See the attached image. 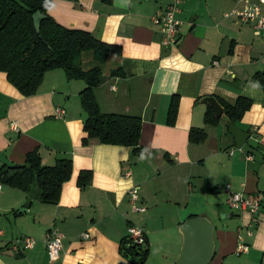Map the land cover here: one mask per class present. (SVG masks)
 <instances>
[{
	"label": "crops",
	"instance_id": "1",
	"mask_svg": "<svg viewBox=\"0 0 264 264\" xmlns=\"http://www.w3.org/2000/svg\"><path fill=\"white\" fill-rule=\"evenodd\" d=\"M257 1L182 0L179 41L171 48L163 47L160 30L150 21L167 0L51 1L46 13L55 23L119 48L118 55L102 61L93 51H82L80 69H97L103 76L93 89L101 113L140 119L141 151L96 140L83 144L87 118L79 99L86 87L83 80H68L63 70H51L36 93L24 97L0 72V153L15 166L23 165L26 154L34 150L45 166L53 165L57 157L72 162L71 176L55 204L2 185L0 264H50L46 233L51 227L64 235L60 259L54 264H135L119 251L129 225L146 233L149 252L144 264H175L182 245L179 227L197 216L214 225V254L208 264H260L264 90L254 77L264 72V34L255 36L253 24L224 16ZM204 97L231 106L238 97L251 101L233 123L249 134L241 148L225 117L215 125L204 122L209 107ZM172 102L176 111L169 124ZM57 107L65 111L62 118L55 116ZM12 122L17 131L11 129ZM253 129L257 139L250 136ZM191 130H203L204 140L189 142ZM81 171L91 173L84 188L77 186ZM132 187L139 189L144 213H130L127 191ZM226 187L235 193H260L259 212L231 210ZM85 233L88 239L81 238ZM24 236L35 239L34 247L13 253L8 245ZM239 238L248 251L237 256Z\"/></svg>",
	"mask_w": 264,
	"mask_h": 264
},
{
	"label": "trees",
	"instance_id": "2",
	"mask_svg": "<svg viewBox=\"0 0 264 264\" xmlns=\"http://www.w3.org/2000/svg\"><path fill=\"white\" fill-rule=\"evenodd\" d=\"M51 1L0 0V72L5 74L7 81L24 97L34 95L45 73L51 70H63L68 80H83L86 87L79 93L81 107L87 114L83 124V144L96 140L101 144L127 146L135 153L140 152V119L101 113L93 89L102 83L103 76L97 69L88 72L80 69L82 51L91 50L95 59L102 61L108 55H118L119 48L98 41L88 32L66 29L55 23L46 13ZM36 11L45 15L38 32L35 31L32 20ZM254 78L264 90V72ZM219 103L224 109L223 115L215 118L209 106L204 116L206 124L215 125L223 117L235 123L251 107V101L243 97H238L232 106ZM175 111V104L172 102L169 124L173 122ZM204 138L203 130H191L188 134L191 143H200ZM71 171V159L57 157L53 165L45 166L41 164L38 150H34L26 154L23 165H16L14 168L2 165L0 184L16 188L29 196L33 195L41 203L55 204L59 200L61 186L69 180ZM90 179V172L81 171L77 186L84 188ZM119 251L135 264H144L149 244L146 240L143 247L131 245L125 237L120 242ZM260 264H264V255Z\"/></svg>",
	"mask_w": 264,
	"mask_h": 264
},
{
	"label": "built area",
	"instance_id": "3",
	"mask_svg": "<svg viewBox=\"0 0 264 264\" xmlns=\"http://www.w3.org/2000/svg\"><path fill=\"white\" fill-rule=\"evenodd\" d=\"M182 0H167V3L159 8L151 17L150 21L153 25L157 26L161 33V44L165 48L174 47L178 41V29L180 20L178 15L180 13ZM264 7V0H258L257 4L249 6L242 10H233L228 14H224L225 17L233 16L241 23L253 24V33L255 36H261L264 34V14L261 12V8ZM65 115V111L62 108H55V116L62 118ZM10 127L13 131H17L18 127L16 123L12 122ZM252 135L258 138L256 135V129L252 130ZM259 143H264V139H259ZM247 160H251L252 157L247 155ZM2 185L0 184V190ZM226 204L233 210L238 212H247L251 215H256L263 203V196L260 193H235L228 187L225 189ZM127 195L130 203V213L139 214L146 211V207L138 203L139 201V189L132 187L127 191ZM251 235V233H249ZM64 235L55 227H51L46 233V254L47 261L50 264H54L60 259V252L62 250V241ZM82 239H88L87 233L81 235ZM126 239L130 241L131 245L143 247L147 240L146 233L143 228L129 225L126 228ZM35 245V239L30 236L19 237L13 240L9 245V249L15 254H21L26 250L32 249ZM248 251V246L242 242L239 238L236 247L235 255L239 256Z\"/></svg>",
	"mask_w": 264,
	"mask_h": 264
},
{
	"label": "water",
	"instance_id": "4",
	"mask_svg": "<svg viewBox=\"0 0 264 264\" xmlns=\"http://www.w3.org/2000/svg\"><path fill=\"white\" fill-rule=\"evenodd\" d=\"M45 15L36 11L32 15L33 25L36 32L39 31L40 23ZM203 102L207 103L213 110L215 118L223 114V107L214 97H204ZM229 133L233 136L236 146L241 148L249 139V134L239 130L231 121L225 119ZM0 161L8 168L15 165L0 153ZM182 245L175 264H208L214 254L213 223L206 217L197 216L186 220L180 227Z\"/></svg>",
	"mask_w": 264,
	"mask_h": 264
}]
</instances>
